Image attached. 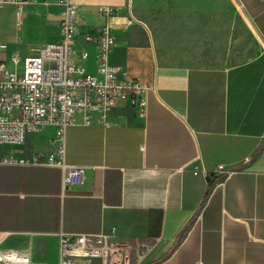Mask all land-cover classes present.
<instances>
[{
  "label": "crops",
  "instance_id": "1",
  "mask_svg": "<svg viewBox=\"0 0 264 264\" xmlns=\"http://www.w3.org/2000/svg\"><path fill=\"white\" fill-rule=\"evenodd\" d=\"M58 1L0 5V61L58 39ZM73 1L71 60L94 73L85 37L109 33L110 64L146 87V105L120 103L91 125L77 117L66 127V163L83 166L84 179L64 192L59 167L0 165V248L57 264L65 231L130 242V264H264V51L244 56L227 34L212 40L210 17L197 15L205 0H174L171 31L135 14L134 0ZM238 1L264 43V0ZM54 133H27L0 155L47 157Z\"/></svg>",
  "mask_w": 264,
  "mask_h": 264
},
{
  "label": "built area",
  "instance_id": "2",
  "mask_svg": "<svg viewBox=\"0 0 264 264\" xmlns=\"http://www.w3.org/2000/svg\"><path fill=\"white\" fill-rule=\"evenodd\" d=\"M13 1L0 0V5ZM58 2L62 7L58 39L46 42L34 55L22 58L11 55L8 61H0V145L22 144L27 133L54 127L53 152L47 157L34 155L29 161L0 155V165L59 167L64 192L84 179L83 166L66 163V127L77 117L83 125H91L95 113H103L120 103L143 112L147 99L144 85L133 79L119 78L117 67L110 64L109 54L116 40L109 33L85 37L96 50L94 73L86 72L82 65L71 60L77 8L73 0ZM113 12L99 8V13L107 17ZM85 56L83 52L81 57ZM9 63L11 68L6 66ZM99 122L109 125L102 114ZM217 168L221 169L222 165ZM132 253L130 242L116 241L103 234L60 231L57 235V264H130ZM0 264L32 262L28 253L0 248Z\"/></svg>",
  "mask_w": 264,
  "mask_h": 264
},
{
  "label": "rangeland",
  "instance_id": "3",
  "mask_svg": "<svg viewBox=\"0 0 264 264\" xmlns=\"http://www.w3.org/2000/svg\"><path fill=\"white\" fill-rule=\"evenodd\" d=\"M173 1L174 0H134L132 10H134L133 12L135 14L149 16L153 23L157 21V18H160L159 22L164 26V29L171 31L173 17L174 15L177 17V14L173 13V9L171 8ZM196 1L199 4L202 0ZM243 1L246 2L247 0ZM198 7L197 15H205L211 19L212 40L224 39L223 36L227 34L229 38L228 46L233 49L243 48L244 56L264 51V43L259 40L250 29L248 17L238 0H205V3L200 6V9H198ZM201 29L202 27L200 24H197L196 31L199 32ZM183 41L185 43L193 42L184 39L180 42ZM235 41H237V44H235ZM166 42L173 41L167 40ZM195 42L203 43L204 40L200 41V39H197Z\"/></svg>",
  "mask_w": 264,
  "mask_h": 264
},
{
  "label": "trees",
  "instance_id": "4",
  "mask_svg": "<svg viewBox=\"0 0 264 264\" xmlns=\"http://www.w3.org/2000/svg\"><path fill=\"white\" fill-rule=\"evenodd\" d=\"M211 186V181L208 182V188Z\"/></svg>",
  "mask_w": 264,
  "mask_h": 264
},
{
  "label": "bare ground",
  "instance_id": "5",
  "mask_svg": "<svg viewBox=\"0 0 264 264\" xmlns=\"http://www.w3.org/2000/svg\"><path fill=\"white\" fill-rule=\"evenodd\" d=\"M240 6H241V4H240Z\"/></svg>",
  "mask_w": 264,
  "mask_h": 264
}]
</instances>
